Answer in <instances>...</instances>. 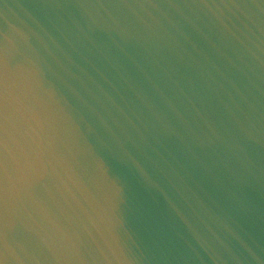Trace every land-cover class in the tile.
Here are the masks:
<instances>
[{
	"label": "water",
	"instance_id": "water-1",
	"mask_svg": "<svg viewBox=\"0 0 264 264\" xmlns=\"http://www.w3.org/2000/svg\"><path fill=\"white\" fill-rule=\"evenodd\" d=\"M88 0H0V40L16 22L14 13L33 6ZM104 3H190L202 0H92ZM261 2V0H256ZM85 46L48 55L39 71L18 57L8 66L9 103L0 62V216L5 190L10 200L33 203L34 214L67 227L83 241L87 264H247L240 256L252 238L264 244V172L243 173L214 131L231 128L222 85L229 49L213 32L193 33L184 87L185 103L205 125L213 143L185 144L174 138L157 145L173 159L214 214L209 220L234 223L225 237L239 259L225 251L213 261L197 244L202 227L175 185L149 158L128 115L150 89L148 77L129 52ZM180 121L182 114H175ZM206 122V123H205ZM264 162V147L250 149ZM32 247L29 236L10 233ZM4 240L0 236V264ZM41 264H58L45 260ZM9 264H18L9 260Z\"/></svg>",
	"mask_w": 264,
	"mask_h": 264
},
{
	"label": "clouds",
	"instance_id": "clouds-1",
	"mask_svg": "<svg viewBox=\"0 0 264 264\" xmlns=\"http://www.w3.org/2000/svg\"><path fill=\"white\" fill-rule=\"evenodd\" d=\"M0 40V62L5 73V109L9 103L8 66L18 57L39 71L48 55L66 47L85 46L111 53L112 45L129 52L150 89L128 115L140 140L153 149L149 158L174 183L176 194L187 203L202 227L195 229L197 244L213 261L225 251L239 259L225 237L235 234L234 223L216 227L209 222L214 214L199 197L173 159L157 145L174 138L185 144L213 143V136L185 103L191 89L184 87L190 53L186 41L193 33L213 32L227 45L229 55L224 75L231 128L214 131L243 173L264 172V162L250 149L264 147V0H202L190 3H104L82 2L67 5L41 4L20 8ZM190 98V97H189ZM175 114H182L178 121ZM206 123V122H205ZM26 233L34 246L9 244L10 233ZM0 236L4 240L3 264H41L43 259L58 264H87L82 239L67 227L54 226L46 217L38 218L33 203L10 200L7 189ZM240 256L247 264H264V244L255 238ZM131 264L130 257H125Z\"/></svg>",
	"mask_w": 264,
	"mask_h": 264
}]
</instances>
